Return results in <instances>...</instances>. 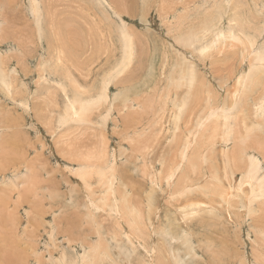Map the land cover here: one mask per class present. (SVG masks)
Segmentation results:
<instances>
[{"label":"rangeland","instance_id":"1","mask_svg":"<svg viewBox=\"0 0 264 264\" xmlns=\"http://www.w3.org/2000/svg\"><path fill=\"white\" fill-rule=\"evenodd\" d=\"M31 1L0 0V264H264V0Z\"/></svg>","mask_w":264,"mask_h":264},{"label":"bare ground","instance_id":"2","mask_svg":"<svg viewBox=\"0 0 264 264\" xmlns=\"http://www.w3.org/2000/svg\"><path fill=\"white\" fill-rule=\"evenodd\" d=\"M31 1V0H30ZM37 1V0H36ZM35 1V2H36ZM35 2H34V4H35ZM39 2V1H38ZM41 2V1H40ZM166 2V1H165ZM94 3V2H93ZM234 3V2H233ZM31 4H32V1H31ZM34 4H33V6H34ZM41 5V4H40ZM38 7H36L37 9H35L34 7V10H33V12H35L34 14H35V16H36V19H38L39 20V17L41 16V12L43 11H40V8H39V3H38V5H37ZM97 6V5H96ZM235 6V5H234ZM42 7V6H41ZM236 7V6H235ZM32 8V7H31ZM39 8V9H38ZM218 8V7H217ZM223 9V8H222ZM234 9H236V8H234ZM246 9V8H245ZM220 10V9H219ZM238 10H239V8H238ZM241 10V9H240ZM240 12V11H239ZM237 13V12H236ZM223 15V14H222ZM161 16V15H160ZM217 17V16H216ZM238 18V17H237ZM178 20V19H177ZM223 20V19H222ZM99 21V20H98ZM164 21V20H163ZM239 21V20H238ZM238 21H237V23H238ZM236 22H235V26H236V24H237ZM241 23V22H240ZM243 23V22H242ZM241 23V25H243ZM165 26V25H164ZM175 26V25H174ZM239 26V25H238ZM237 26V27H238ZM231 28V27H230ZM233 28V27H232ZM231 28V29H232ZM236 27H234V29H235ZM204 29L205 28H203V31H204ZM232 31V30H231ZM235 31H237V29H235ZM243 31V30H242ZM178 32V31H177ZM206 32V31H205ZM208 32V31H207ZM241 32V31H240ZM131 33V32H130ZM179 34V33H178ZM192 34L193 33H191V35L189 34V35H187V36H182L183 38H184V40H183V42L184 43H187V44H190V45H198V43H199V41H197V38H196V36H192ZM227 34V33H226ZM231 34H232V32H231ZM231 34L229 33V35H227L226 36V40H228L229 41V38H230V40H231V44L235 41V42H242V38H244V37H242V38H238L236 35H234V34H232V36H231ZM239 34V33H238ZM121 35H122V41H121V58L118 60V62H117V64H116V66H115V68H112L113 70L110 72V73H108V74H106V76L104 77V78H102V84L100 85V86H102V89L100 88V90H99V92H100V94H99V96L96 98V99H92V100H89V103H86V104H84L83 106H81V111H82V114H79L78 112V107H77V105H72L71 107H70V112H72V114L74 115V122H86V120H88L89 119V114L91 113V111L93 110H96L97 109V107H99L100 105H102V103H104L105 101H108L107 100V98H109L108 97V91H109V84H111L112 83V81L114 80V79H116L117 80V78L119 79V77H121V75H123L124 73H126V71H128L129 70V68L132 66V64H133V62H134V60H135V58H136V55H137V53H136V41H135V39H133V37L131 36V34H129L128 32H126L125 30H123L122 31V33H121ZM181 35H183V34H181ZM181 35H180V37H181ZM185 35V34H184ZM221 35H222V33H221ZM241 35V34H240ZM243 35V34H242ZM223 36V35H222ZM220 36H218V38H219ZM214 38V37H213ZM248 38V37H247ZM121 39V38H120ZM224 39V40H225ZM215 40V39H214ZM225 40V41H226ZM180 41V40H179ZM212 41V40H211ZM224 41V42H225ZM233 41V42H232ZM247 41H248V43H249V46L250 47H254V45H253V42H251L250 40H248L247 39ZM198 42V43H197ZM213 42V41H212ZM215 43V42H214ZM214 43H211L212 45L211 46H204L203 48H202V46L200 47V49H202V50H199V53H200V56H202V54L205 52V51H207V49H211V48H216V46H214ZM223 43V42H222ZM221 43V44H222ZM229 43V42H228ZM209 44H210V42H209ZM221 44H219V46L221 45ZM182 45V44H181ZM75 46H77V45H75ZM188 46V45H187ZM218 46V47H219ZM225 46H226V43H225ZM229 46V45H228ZM241 46H243V45H241ZM191 47V46H190ZM193 47H195V46H193ZM217 47V48H218ZM224 47V46H223ZM227 47V46H226ZM225 47V48H226ZM183 48V47H182ZM186 48H189V47H186ZM229 48H230V46H229ZM220 49V48H219ZM224 49V48H223ZM230 49H232L233 50V48H230ZM78 50V49H77ZM76 50V52L75 53H77L78 51ZM222 50V49H221ZM226 50H227V48H226ZM225 49H224V51H226ZM201 51H202V54H201ZM217 51V50H216ZM219 51V50H218ZM223 51V52H224ZM208 52V51H207ZM209 52H211V51H209ZM184 53V52H183ZM212 53H213V50H212ZM219 53V52H218ZM217 53V54H218ZM225 53V52H224ZM208 54H210V53H208ZM207 53H206V55H208ZM214 54V53H213ZM223 54V53H222ZM204 55H205V53H204ZM76 57V56H75ZM213 57V56H212ZM203 58V57H202ZM217 58V57H216ZM191 60V59H190ZM254 63L252 64V66H251V68H250V70H249V72L245 75V77L244 78H241L242 79V81H243V83L244 84H246V82L248 83V82H253V84H254V82H255V85L254 86H256V85H258V84H256V82L258 81V83H260L259 81H261V79L263 80V78H262V76L264 75V52H259L257 55H255V59H254V61H253ZM178 63V62H177ZM212 64V63H211ZM182 67V66H181ZM188 67V66H187ZM186 67V68H187ZM211 67H213V66H211ZM215 68V67H214ZM183 70H184V68H182ZM3 70V69H2ZM178 70V69H177ZM197 70V69H196ZM187 71V70H186ZM189 71V70H188ZM3 73H4V71H2ZM6 72V71H5ZM193 72V71H192ZM2 73V74H3ZM188 73V72H187ZM187 73L186 74H184V76L185 75H187ZM1 74V73H0ZM193 74H194V72H193ZM195 74L197 75V73L195 72ZM4 75V74H3ZM2 75V76H3ZM178 75V74H177ZM179 76V75H178ZM177 76V77H178ZM4 77V76H3ZM179 78V77H178ZM190 78V77H189ZM193 78V77H192ZM192 78H190L189 80L187 79L186 80V78H182V82H188V83H191V82H193L192 81ZM2 79V78H1ZM174 80H175V78H173ZM172 79V80H173ZM199 79V77L197 78V80ZM202 79V78H201ZM5 80H6V76H5ZM4 80V81H5ZM169 80V79H168ZM171 80V79H170ZM169 80V81H170ZM196 80V81H197ZM256 80V81H255ZM176 81V80H175ZM199 81H200V79H199ZM178 82H180V81H177V83ZM6 85H7V82H4ZM203 83V82H202ZM239 83H237V85H238ZM251 84L252 83H250V85L249 86H251ZM252 84V85H253ZM175 85H176V83H175ZM240 85V84H239ZM247 85V84H246ZM43 86V85H42ZM177 86V85H176ZM180 86V85H179ZM198 86H199V84H198ZM234 86V85H233ZM245 86V85H244ZM260 86V85H259ZM192 86H190L189 88H191ZM64 91V90H63ZM66 92V91H65ZM110 92V91H109ZM98 95V94H97ZM92 96H90L89 97V99L91 98ZM71 102V101H70ZM75 102V101H74ZM77 102H79V101H77ZM81 103V102H80ZM72 104V103H71ZM70 104V105H71ZM80 106V105H79ZM103 106H105V105H103ZM100 107H102V106H100ZM216 111V110H215ZM98 112V111H97ZM213 112V111H212ZM66 113V112H65ZM90 116H91V114H90ZM214 129H216V128H214ZM211 130V129H210ZM212 132H214V130L212 131ZM216 132V131H215ZM210 135H212V134H210ZM192 138V137H191ZM192 141V140H191ZM191 141H189V143H192ZM240 156V152H237L236 153V155L234 156V157H236V156ZM227 159H229V157L227 156ZM229 161H232V160H229ZM81 170V169H80ZM82 170H84V168L82 167ZM104 171V169H102L101 167L98 169V171H97V175L99 176L98 178H102L106 173H104L103 172ZM258 173V172H257ZM257 173L254 175V174H252L253 175V178L252 179H254V181H255V178H256V175H257ZM82 176L83 177H87L86 176V173H85V170H84V173L82 174ZM258 176V175H257ZM215 178H216V176H215ZM259 180V179H258ZM86 183H87V181H86ZM262 184H264V182H261L260 183V186L262 185ZM86 187H88V186H86ZM262 189V188H261ZM260 189V191L261 192H264V189H262L261 190ZM123 192L124 191H126V189L125 190H122ZM230 191V190H229ZM110 192V191H109ZM108 192V193H109ZM261 192H258V193H261ZM257 193V194H258ZM110 194H111V192H110ZM263 193H261V195H262ZM108 195V194H107ZM260 195V196H261ZM264 196V194L262 195V197ZM119 200V199H118ZM116 202L117 203H114V206H118L120 209H122V203H121V201L119 200V202L116 200ZM119 203V204H118ZM250 206V205H249ZM252 206V205H251ZM250 206V207H251ZM124 207H125V209H127L126 208V206H124L123 205V209H124ZM129 208H131V206H129L128 207V211H129V213L128 214H131L132 212H133V210L132 209H129ZM139 209V208H138ZM126 211V210H125ZM137 212V211H136ZM138 213V212H137ZM140 214V213H139ZM132 215V214H131ZM126 218H127V216H126ZM132 221V220H131ZM133 221H135V220H133ZM139 222H140V220H138ZM135 222H137V221H135ZM142 223V222H141ZM141 223L139 224L140 226H141ZM133 224V223H132ZM136 228V227H135ZM137 229V228H136ZM143 229V228H142ZM99 248V247H98ZM99 251H100V248H99Z\"/></svg>","mask_w":264,"mask_h":264}]
</instances>
